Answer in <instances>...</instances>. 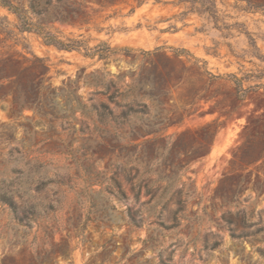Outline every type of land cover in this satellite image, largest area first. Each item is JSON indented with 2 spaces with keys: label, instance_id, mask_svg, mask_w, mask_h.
I'll return each mask as SVG.
<instances>
[{
  "label": "rangeland",
  "instance_id": "374dc122",
  "mask_svg": "<svg viewBox=\"0 0 264 264\" xmlns=\"http://www.w3.org/2000/svg\"><path fill=\"white\" fill-rule=\"evenodd\" d=\"M81 1L88 23H52L78 48L32 32L0 44V54L44 58L58 114L75 117L63 130L0 102V264H264V157L235 169L239 196L214 197L235 148L264 142V11L247 0H204L214 17L178 0ZM128 104L142 112L124 116ZM207 123L216 128L209 153L174 158L173 143ZM155 190L174 196L152 207L145 193Z\"/></svg>",
  "mask_w": 264,
  "mask_h": 264
},
{
  "label": "trees",
  "instance_id": "16d2710c",
  "mask_svg": "<svg viewBox=\"0 0 264 264\" xmlns=\"http://www.w3.org/2000/svg\"><path fill=\"white\" fill-rule=\"evenodd\" d=\"M120 1L100 0L99 2L103 6L113 5ZM142 1L138 0V3ZM247 2L251 5L250 9L264 11V2L251 0H247ZM178 3L189 4L187 11H194L199 14L205 13L210 17L215 16V5L212 1H207V4L204 0H178ZM0 8L5 9L15 17V23L11 24L6 16H0L1 45H5L9 39H14V43H16L17 33L32 32L40 36L46 44L54 45L58 49L71 50L78 48L79 41L63 38L59 34V31L53 28L52 23L57 21L70 25L76 23L86 24L90 19L89 13L85 10L81 0H0ZM9 25H12L16 29V33L12 29H9ZM102 44L108 51H111V48L106 43ZM124 50L129 51L126 48ZM29 54L16 49L0 54V102L4 99H10L11 111L17 116H20L25 109L30 108L46 119L47 122L40 121L43 125L55 127L56 123H58L63 130L72 128L75 121L74 110L70 109V113L64 115H59L57 112L56 98L59 93L56 88L52 87L49 77H46L49 65L44 58L38 57L33 53ZM107 56L106 53L99 54V57L103 59ZM37 71L40 73L38 74ZM232 78L236 85V92L242 98L243 94L240 93L243 91L241 79L234 75H232ZM0 106L5 108L4 103H0ZM128 109L130 113L124 112V116L126 114L142 112V110H134L129 104ZM99 116L102 117V113ZM113 118L115 119V117ZM111 120V122H114L113 119ZM199 130L202 133L197 138L179 144L173 143L174 158L175 155L177 156L181 153L186 158L209 153L213 136L216 133L214 123H207L199 127ZM189 132V130H184L177 137L182 138ZM134 136L129 137L130 140L135 139ZM114 147V145H110V148ZM263 157L264 142L260 138L246 137L245 141L233 151L228 164L229 169L220 178L214 191V197L226 202L239 196L245 179L242 173L234 172L235 169H246L250 164L259 161ZM170 163L174 165L173 158L170 160ZM185 163H188L187 159ZM126 164H128V161ZM164 180V177H158L152 183H162ZM111 181L114 188H116V196L118 198H125L126 193L117 178L112 177ZM131 193L135 199H138L140 196L139 189H131ZM145 195L148 196L146 204H151L152 207H164L174 196V193L170 194L155 190L153 192L147 191ZM184 202L185 200L178 198L174 201V204L180 206ZM222 219L228 221L224 217V214L222 215ZM131 220L134 221L133 218Z\"/></svg>",
  "mask_w": 264,
  "mask_h": 264
}]
</instances>
